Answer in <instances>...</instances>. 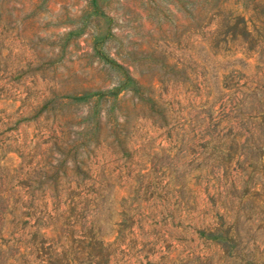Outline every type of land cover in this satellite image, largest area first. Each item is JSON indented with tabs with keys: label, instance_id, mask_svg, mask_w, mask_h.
<instances>
[{
	"label": "rangeland",
	"instance_id": "obj_1",
	"mask_svg": "<svg viewBox=\"0 0 264 264\" xmlns=\"http://www.w3.org/2000/svg\"><path fill=\"white\" fill-rule=\"evenodd\" d=\"M0 264H264V0H0Z\"/></svg>",
	"mask_w": 264,
	"mask_h": 264
}]
</instances>
